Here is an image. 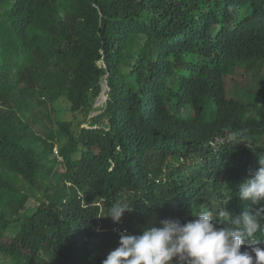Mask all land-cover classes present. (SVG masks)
<instances>
[{"label":"trees","instance_id":"1","mask_svg":"<svg viewBox=\"0 0 264 264\" xmlns=\"http://www.w3.org/2000/svg\"><path fill=\"white\" fill-rule=\"evenodd\" d=\"M252 62L264 64V0H0V253L102 264L119 244L106 216L118 201L141 230L254 207L238 189L264 153V91L226 95ZM46 97L56 129L43 137L30 120Z\"/></svg>","mask_w":264,"mask_h":264},{"label":"clouds","instance_id":"2","mask_svg":"<svg viewBox=\"0 0 264 264\" xmlns=\"http://www.w3.org/2000/svg\"><path fill=\"white\" fill-rule=\"evenodd\" d=\"M103 88L106 102V79ZM258 156L259 167L238 189V196L251 201L254 207L234 217L223 209L217 216L211 211H200L184 223L164 218L159 220V226L150 222L141 232L130 234L129 228L118 222L132 207L119 201L114 203L106 216L117 223L111 232L120 240L102 264H264V240L256 238L258 232L264 233V153ZM115 227L124 231L118 234Z\"/></svg>","mask_w":264,"mask_h":264},{"label":"rangeland","instance_id":"3","mask_svg":"<svg viewBox=\"0 0 264 264\" xmlns=\"http://www.w3.org/2000/svg\"><path fill=\"white\" fill-rule=\"evenodd\" d=\"M236 68V71L234 72V76H231L230 73H228L227 77V83H226V95L229 98H235L239 100H252L254 101L257 98V95L259 92L264 91V64L258 66L256 64L249 63L246 65H240ZM237 64V65H238ZM233 77V79H232ZM106 84H105V90H106ZM46 103L43 104H34L32 107V110L34 113L37 114V117H35L36 120H34L33 115H31V123L32 130H35L39 135L45 137L47 136L48 131L52 129H56V125L54 122L55 118V112L53 110V104L50 103V98H45ZM103 102V101H102ZM100 102L99 98L94 103V109L91 111L90 116L94 117L102 112L103 106L105 102ZM99 104V107L97 105ZM1 108H5V105H1ZM7 107V106H6ZM214 105L213 102H211L208 105V110H205V119H209L210 113L213 109ZM189 110H183V114L187 115ZM249 115H255V112L253 110L250 111ZM51 116V119L50 117ZM71 117V113L69 111L65 112L64 117H60L61 119H69ZM30 119V118H29ZM88 123H84L83 126H86ZM89 125V124H88ZM262 144V143H261ZM55 156L60 164H56L54 167H51L48 169L47 174L49 175V180L55 181L59 178V174L56 172H60L63 169V157L61 156L60 152L58 155L53 150V155H51L48 160H51ZM41 181V180H40ZM38 194H43L42 190L37 191ZM39 202L31 198L27 202L25 210H22L23 214H30L32 211L36 209ZM130 220L129 212H126L125 215L122 217V219L118 222V224H122L124 226H127L128 221ZM157 226H159V222H155ZM130 234H137L141 232V227L139 223L130 222ZM11 229V230H10ZM10 231H14L15 227L13 224L10 227ZM119 244H117L118 246ZM106 256H104L103 259H105ZM0 264H12L11 259L8 257H5L0 253Z\"/></svg>","mask_w":264,"mask_h":264},{"label":"built area","instance_id":"4","mask_svg":"<svg viewBox=\"0 0 264 264\" xmlns=\"http://www.w3.org/2000/svg\"><path fill=\"white\" fill-rule=\"evenodd\" d=\"M103 103V102H102ZM99 106V104L97 105V107ZM56 153H58V150L56 148ZM114 231L117 232L118 234H121L124 230H122L120 227H115Z\"/></svg>","mask_w":264,"mask_h":264},{"label":"water","instance_id":"5","mask_svg":"<svg viewBox=\"0 0 264 264\" xmlns=\"http://www.w3.org/2000/svg\"><path fill=\"white\" fill-rule=\"evenodd\" d=\"M101 95V94H100ZM106 100H107V97H106Z\"/></svg>","mask_w":264,"mask_h":264}]
</instances>
